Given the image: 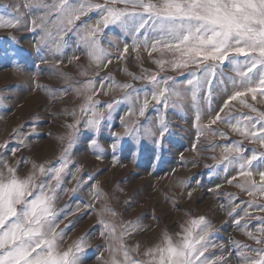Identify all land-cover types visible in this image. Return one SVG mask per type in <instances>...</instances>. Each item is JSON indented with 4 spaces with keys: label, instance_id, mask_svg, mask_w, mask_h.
Wrapping results in <instances>:
<instances>
[{
    "label": "rangeland",
    "instance_id": "1",
    "mask_svg": "<svg viewBox=\"0 0 264 264\" xmlns=\"http://www.w3.org/2000/svg\"><path fill=\"white\" fill-rule=\"evenodd\" d=\"M54 2L0 0V15L21 21L15 28H0V145L5 146L0 147V160L17 168L21 178L33 172V164L49 168L66 163L54 199L56 231L62 234L59 250L83 240L77 253L81 264L122 259V253L113 251L116 241L111 229L105 228L107 223L115 226L116 236L127 228L122 239L130 257L147 264L145 252L160 244L165 232L175 241L181 225L201 216L212 226L208 239L215 245L206 255L241 264L237 242L264 248L246 235L251 231L260 236L256 230L261 221L255 217L264 218V196L248 191L251 180L260 183L264 160L253 161L251 177L239 174L242 161L223 160L225 145L239 143L246 149L245 158L253 151L264 155V146L250 142L223 120L212 123L225 101L242 90L230 79H239L231 60L223 65L208 62L215 64L216 71L209 93L200 68L189 65L173 70L171 62L178 53L160 46L152 51L157 33L151 22L138 33L120 23L105 27L99 23L103 11L92 9L67 25L39 6ZM76 2L105 4L108 0ZM97 26L101 30L95 38L104 50L100 62L88 55L89 33ZM145 36L147 48L142 43ZM134 39L141 42L138 47ZM235 59L242 65L249 62L244 56ZM157 61H164L163 66ZM194 71L200 77L198 89L187 83ZM152 75L171 78L169 85L180 98L170 97L167 106L152 100L156 90ZM249 75L258 81L256 70ZM89 95L95 101L92 110L104 113L95 128L86 123L91 117ZM146 97L148 107L142 117L139 110ZM241 101L264 111V98L252 101L249 94L231 101L220 115L232 124L243 115L255 116ZM161 120L167 126L163 136ZM126 128L135 131L129 135Z\"/></svg>",
    "mask_w": 264,
    "mask_h": 264
},
{
    "label": "snow or ice",
    "instance_id": "2",
    "mask_svg": "<svg viewBox=\"0 0 264 264\" xmlns=\"http://www.w3.org/2000/svg\"><path fill=\"white\" fill-rule=\"evenodd\" d=\"M39 6L48 8L49 13L54 12L56 18L67 25H73L92 9L103 11L104 14L99 23L105 27L120 23L131 26L133 32L138 33L151 22L157 33L151 43L152 51H156L160 46L169 52L178 53L179 55L171 62L173 70L189 65L200 68L205 82L209 85V93H211V84L216 71L215 64L208 62H218L223 65L231 60L233 71L239 79H230L242 90L235 91L225 101L212 123L223 120L230 124L233 131L240 133L250 142L258 141L261 146H264V111H259L252 104L241 101L256 115H243L235 121V124L231 123L230 118L220 115L229 107L231 101L237 100L238 97L251 94L252 101H256L258 96L264 98V71H262L264 70V0H108L105 4L55 0L51 5ZM41 19L43 27V18ZM20 23L19 18H5L0 15V28H15ZM32 23L35 25L36 21L33 20ZM100 30L99 26L92 30L89 33L92 38L88 41V55L97 62L101 61L104 54L100 42L95 38ZM48 35L51 34L48 33ZM139 43L141 42L133 40L134 46L138 47ZM142 43L146 48L149 46L147 36ZM127 51L128 47L125 45L124 52ZM237 56H244L249 62L242 65L235 59ZM157 63L163 66L164 61H157ZM254 70L259 73L258 81H254L249 75ZM191 75L193 79H189L187 83L198 89L200 77L195 71ZM169 79L171 78L158 79L156 75L150 76L156 89L152 92L151 98L165 106L170 97L180 98V93L174 91L169 85ZM88 83L91 84V81ZM124 87L131 86L124 85ZM192 98L196 99L195 91ZM86 99L90 102L88 111H91V117L86 123L91 127H98L104 119V113L92 110L95 101L92 100L91 95ZM106 107L110 110L112 104L109 103ZM147 107L146 97L139 110L140 116L145 115ZM81 111L86 112L84 108H81ZM166 130L167 126L161 120L160 135L163 136ZM133 131H135L134 128L131 130L126 128L129 135ZM221 135L224 134L221 133ZM71 143L70 138L69 146ZM92 144L95 145L96 141L93 140ZM0 147L5 146L0 145ZM245 151L246 149L239 143L225 145L224 152L227 155L223 156V160L229 164L242 161L239 163V174L251 177L250 169L253 161L264 160V155H258L253 151L250 157L245 158L243 156ZM232 153L237 155L232 156ZM66 167V163L49 168L33 164V172L21 178L17 168L0 160V264H81L77 253L83 249V240L64 251H60L58 247V240L62 234L56 231L58 224L54 199L55 190L61 184L62 173ZM39 177L49 178L39 180ZM259 177V184L251 180L249 195L259 193L264 196V171L259 172ZM52 181H55V184L51 183ZM239 186L243 187V185ZM255 219L261 221L260 227L256 230L260 236H254L251 231L246 232V235L257 244H264V218L255 217ZM236 224H240L239 219L236 220ZM105 228H110L115 238L113 251L122 253L123 256L122 259L114 257L111 264H145L144 261L130 257L129 250L122 239L127 234V228L122 229L119 236L115 235L114 225L105 223ZM181 228L182 233L177 234L179 237L177 240L174 241L165 232L162 242L145 252V255L149 257L147 264H227L224 257L206 255L209 247H215V245L209 243L208 237L212 226L205 217L192 218L187 222V226L181 225ZM105 234V232L101 233V235ZM237 247L241 249L238 253L241 264H264V248L252 249L238 242ZM244 249L254 255H247Z\"/></svg>",
    "mask_w": 264,
    "mask_h": 264
}]
</instances>
